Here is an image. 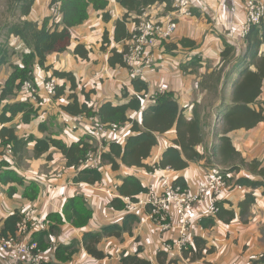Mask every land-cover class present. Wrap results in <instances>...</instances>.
Here are the masks:
<instances>
[{"label": "trees", "instance_id": "1", "mask_svg": "<svg viewBox=\"0 0 264 264\" xmlns=\"http://www.w3.org/2000/svg\"><path fill=\"white\" fill-rule=\"evenodd\" d=\"M12 8L18 10V19L7 25L6 37H15L22 44L23 49L19 53V61L11 63L12 70L4 83H0V183L7 186V194L13 197L19 188L23 189L24 198L35 201L41 192V183L36 178H27L20 172L21 164L29 154V146L33 143L32 158H40L46 155L48 160L53 159L52 149L60 151L66 159V165L78 170L73 178L76 183L86 182L99 184L103 180L101 169L84 167L83 162L90 150H96L93 138L88 134L70 143L57 137L56 133L48 132V127L43 121L39 124L42 132H47L39 137L34 133L19 134L20 124H29L38 117L43 98L40 96L38 103L30 97L21 96V87L25 81H32L34 86L38 68L50 72L48 77L58 80L56 93L52 97L60 100L63 96L67 102L61 103L60 108L70 115H85L97 117L103 123H131V134L124 142L113 140L100 152L102 164L110 165L113 170H120L122 165L127 167H141L149 172L158 168H171L183 170L190 166L191 162L205 161V164L216 162L220 168L214 172H222L228 182L234 187L244 188L243 199L235 206L230 199H222L216 215H208L200 219L204 228H211L217 223L231 224L234 221H249V214L256 203L255 190L263 188L264 193V164L257 158L247 159L234 145L230 133L239 129H252L264 122V15L259 23H254L244 37V49L236 70L237 77L233 79L230 101H227L226 88L228 81L222 80L219 104L220 109L216 113V120L221 123L220 128L214 132L215 142L209 153L200 149L205 140V121L197 107L193 108L191 116L186 114V108L182 107L174 91L157 93L153 99L144 105L145 94L149 92V83L138 74L133 73L124 61L125 50L113 44L125 42L131 38L133 22H138L144 12L155 5H163L164 13L174 9L175 0H116L125 10L121 17L115 20L113 30H105L102 35L101 50L110 55L108 64L111 68L127 69L133 92L128 86H123L122 103L112 101L103 102L98 107L91 105L92 93L95 89L87 91L77 81L72 71H63L53 68L48 64V56L52 53H62L71 49L79 59L89 60L91 49L84 43L74 44L72 28L83 24L90 18L91 10L102 13V18L108 22L112 14L107 9L110 0H60L61 20L57 21L51 16H46L41 21L29 18L36 0H10ZM242 1V8L243 2ZM193 14L200 13L193 10ZM150 16V15H149ZM162 49L169 51L178 50L180 47L195 48L197 42L184 37L175 42L164 41ZM221 56L222 61L229 58L235 51V45L227 41L224 44ZM16 53V51H13ZM197 59V60H196ZM198 57H194L182 69L199 72ZM9 63V50L0 47V65ZM223 63V65H225ZM221 67H224V66ZM158 66V62H157ZM156 66V67H157ZM221 69V68H220ZM82 87V88H81ZM81 88L78 92L77 90ZM84 98V99H82ZM141 114V119L134 118L130 112ZM19 118V123L14 121ZM175 129L176 139L174 144L164 150L158 163L146 162L153 149L158 144L159 134ZM105 146L106 143H103ZM10 147V155L5 149ZM228 171L225 173L221 169ZM224 169V170H225ZM229 174V175H226ZM177 184L187 186L183 177H178ZM149 188L143 184L135 174H127L122 178L118 187L119 196L109 198L107 205L111 210L125 211L121 222H113L102 225L99 230H84L82 238L67 244L53 245L50 234L60 230L61 225L67 221L77 228H85L95 218V210L92 209L84 196H71L64 205L63 213L49 212L45 217L49 224L46 230L37 229L31 232L30 237L37 242L43 250L55 249V260H48L45 264H61L68 261L82 247L94 259L110 257L100 248V243L106 237L123 238L125 234H133L134 227L141 221L138 213L128 212L127 201L139 200L141 192ZM23 218L21 210H16L0 223V236L7 238L16 236L20 222ZM32 228V225H30ZM194 242L188 247L182 248L185 258L195 262L203 259L207 253L216 250L215 246H208V241L201 235H194ZM139 241V237H136ZM79 246V247H78ZM142 250L141 244L137 246L135 253H129L122 257L124 264H178V259L172 258L165 250L157 254V261L139 256ZM264 264V253L254 260ZM212 264V263H206Z\"/></svg>", "mask_w": 264, "mask_h": 264}, {"label": "crops", "instance_id": "2", "mask_svg": "<svg viewBox=\"0 0 264 264\" xmlns=\"http://www.w3.org/2000/svg\"><path fill=\"white\" fill-rule=\"evenodd\" d=\"M51 1L36 0L29 18L41 21L44 17L51 16L53 19L60 21L61 14L57 17L52 16L50 10ZM195 2L196 7L194 10L198 11L200 16L194 15L193 17L183 18L173 40L178 42L182 38L187 37L195 40L197 46L195 48L180 47L174 51L161 49L158 52V66L155 70H148L144 76L149 83V96H146L144 99L145 106L149 104L153 99L152 97L157 93L166 90L174 91L181 106L186 108V114L191 116L194 106L190 105L194 92H196L197 99L200 97V92L201 94L204 93L201 90L202 87L200 92H198V88L200 87L199 82L202 80L201 72L210 73L213 68L220 69L224 63L221 56L225 48L224 38H226L225 40L228 43L234 45L239 41V51L245 48L244 46L241 47L244 37L238 32V24L244 19L241 0H228L229 6L226 4V0H195ZM36 3H38L37 9H35ZM107 9L112 14L110 21L106 22L102 16L98 17L100 12L91 10L90 18L86 22L72 28L74 44L84 43L92 50L89 60L77 58L71 49L62 53H52L48 56V64L53 65V68L72 71L77 81L87 91L95 89V92L92 93V101L90 102L95 107H98L106 101H112L115 104L124 102L125 100L122 97L124 85L128 86L133 92L127 69L119 67L111 68L108 64L109 50L107 52L101 50L104 26L107 25V28H110L109 30L112 32L115 20L121 17L125 10L116 0H110ZM147 13L157 19L163 18L166 15L163 5H155L151 9H148ZM93 18H95L96 22L90 24L94 20ZM211 21L214 22V26L217 29H222L224 37L216 34ZM94 25L100 28V30H97V38L88 36V33L92 31ZM92 40L94 41L93 44L87 45L86 42H92ZM113 46L122 48L121 46L123 44L117 43L113 44ZM194 57H198L199 59L198 63L200 66L195 67L199 72H192V67H189L188 70L182 69V65L189 64ZM49 73L41 68L35 70V82H37L36 84L39 87H36L38 90H43V83ZM233 79L235 80V78ZM222 80H224V77ZM232 86V81L228 82L226 88L227 101H230ZM81 88L77 91L79 92ZM41 95L43 102L38 117L29 124L21 123L18 127L19 134L34 133L39 137L44 136L47 132H42L39 129V124L43 121L48 127V132L56 133L57 137L63 138L68 143L91 133L92 120L90 117L81 114L72 116L61 108L58 111H60L59 116H61L60 118L64 123L63 129L60 131L52 130V123L47 121V108L48 106L54 108L55 105H59L60 107V104L66 103L67 99L63 96L60 100H54L48 98L43 93ZM130 115L134 118L141 119V114L139 113L131 111ZM68 116L72 117L69 123L65 122ZM14 122L19 123V118ZM130 128L131 123H125L117 134L107 133L101 139L94 138V145L99 148L103 143L108 144L113 140L124 142L131 134ZM230 136L232 137L234 145L242 152L244 157L247 159L257 158L264 164V122L252 129L235 130L230 133ZM175 139V129L159 134L158 144L153 149L151 156L146 159V162L152 165L158 163L164 150L173 145ZM207 140L209 145L207 151L209 152L215 142V136H208ZM32 147L33 143L29 146L31 148L30 150H32ZM199 147L202 149L203 144ZM52 151V160H48L46 158L47 156L44 155L37 158V161L34 159L32 161L28 160L30 164L27 168H19L20 172L27 178L34 177L41 183V192L35 201L24 198L22 188H19L18 193L13 197H9L1 189L4 188V190H7V186L0 183V223L16 210L22 211L29 207L34 208L35 217L39 214L46 217L49 212H60L64 214V205L71 196H84L89 206L95 210V218L92 223L88 224L85 228H77L71 222L65 221L59 231L57 230V232L50 234V241L53 245L67 244L75 239L79 241L82 238L84 230H99L102 225L121 222L126 212L111 210L107 202L109 198L115 197L112 193L120 195L118 187L122 182V178L127 174H135L145 186L157 191L162 190L161 177L168 175L171 177L173 183H175L178 177H183L187 182V186L195 190L210 173L218 170L217 167L209 166L208 163L206 165L205 161L191 162L190 166L183 170L157 169L154 172H149L141 167H127L125 165H122L120 170H113L110 165L102 164L100 158L101 166L99 169L103 173L102 182L99 184L86 182L76 183L73 181V178L77 175L78 170L66 165V159L60 151L54 148ZM213 163L217 164L215 162ZM41 164L51 166V168L52 166L55 167L54 177L48 181L46 180V183H44L43 173H41L39 168H36L40 167ZM107 190H110L112 193H108ZM255 193L256 203L250 211L251 215H249V221L247 223H244L240 219L231 224L217 223L211 228H204L200 223V219L211 215L208 211V202H200L196 206L195 211L191 213L194 219L191 228L192 243L194 242V235H201L208 241V246H215L216 250L212 253H207L203 259L195 262L190 261L189 258H185L182 250L178 247L166 249L164 246V240L175 238L176 231L165 233L154 224L146 209H138L137 211L131 209L126 211L138 213L141 219L134 227L133 234H125L121 239L106 237L100 243V248L106 253H110V257L94 259L84 248L78 246L80 249L72 258L61 264H124L122 257L129 253H135L139 244L142 246L139 256L150 259L153 262L157 261V254L160 250H165L172 258L178 259V264H206L208 262L212 264H245L249 260H256L264 253V239H262L264 238V230H262V225L258 226V223L264 221L263 188L256 189ZM243 197L244 188L234 187L228 182L223 199H230L236 206ZM136 237H139L140 240L137 241ZM54 252V248L46 250L43 256L47 258L49 256V258L54 260L55 258L52 257L55 254ZM0 264H12L10 257L4 251H0Z\"/></svg>", "mask_w": 264, "mask_h": 264}, {"label": "built area", "instance_id": "3", "mask_svg": "<svg viewBox=\"0 0 264 264\" xmlns=\"http://www.w3.org/2000/svg\"><path fill=\"white\" fill-rule=\"evenodd\" d=\"M195 7V0H175L174 9L166 13L163 18L157 19L144 12L138 22H133L130 28L131 38L121 42L123 44L121 46L122 50L127 45L124 61L129 69L143 77L148 70H155L158 62V52L162 49V44L164 41H171L174 38L183 18L194 16L193 10ZM50 10L52 16L57 17L60 14V0H52ZM243 12L244 19L238 24V30L239 34L245 37L251 26L261 21L264 15V0H244ZM57 83V78H47L41 91L34 86L32 81L27 80L21 87V96L30 97L35 103H38L42 93L48 98H52L56 93ZM145 96L149 95L145 94ZM70 119L72 117L68 116L65 122L69 123ZM90 119L92 120V128L89 135L93 139H101L107 133L117 134L124 125L120 123H103L94 116ZM106 147L107 144L105 146L102 144L98 150H90L83 166L99 168L101 166L100 152ZM8 152H10V147H8ZM164 170L173 169L165 168ZM160 182L162 183L161 191L149 188L148 191L139 194L138 201L133 202L129 197H124L127 201V209L135 211L146 209L159 229L165 233L176 231V237L164 240V246L166 249L178 247L182 250L183 247L192 244L193 240L191 228L194 219L191 213L195 211L200 202L207 201L208 211L211 215H216L224 191L228 186V180L222 172H213L195 190L190 186L173 183L168 175L161 177ZM107 191L108 193L111 192L110 190ZM112 194L119 196L117 193ZM22 213L23 218L17 235L7 238L0 236V251L8 254L12 264H45L52 258L43 256L46 250L40 249L37 242L30 237V234L37 229H48L49 224L42 214L35 217L34 208L32 207L23 209ZM30 225H32V228ZM20 232L25 233L22 239L18 238ZM52 257L55 258V254ZM245 264L259 263L247 261Z\"/></svg>", "mask_w": 264, "mask_h": 264}, {"label": "rangeland", "instance_id": "4", "mask_svg": "<svg viewBox=\"0 0 264 264\" xmlns=\"http://www.w3.org/2000/svg\"><path fill=\"white\" fill-rule=\"evenodd\" d=\"M39 1H43V0H39ZM37 4L38 3H36L35 5V9H37ZM226 4L229 6L228 0H226ZM100 16H102V13L98 15V17ZM17 19H18V10H15L14 8H12L11 1L10 0H0V47L3 46L9 50V63L0 65V83H4L5 80L8 78L12 70L11 63L19 61V53L23 49L22 44L15 37H11L9 39L6 37L7 25L13 21H16ZM93 19L94 20L90 22V24L96 22L95 18ZM211 24L214 26L213 21H211ZM107 27H108L107 25L104 26L105 28L104 31L110 29V28L108 29ZM214 27L213 29L214 31H216V34L220 37H224V33L222 29L221 28L217 29L216 27L215 28ZM97 30H100V28L94 25L92 28V31L88 33V36L92 38H97L98 37ZM225 39L226 38H224L223 40L224 44L226 42ZM93 42L94 41L92 40V42L87 41L86 43L87 45H92ZM239 44L240 43L238 41L235 44V51L233 52V54H231L229 58L225 59L226 60L224 63L225 65H223L224 67H221V69L213 68V70L210 73L209 72L204 73L203 71L201 72L202 80L199 82L200 87L198 88V92H200V89L202 87L201 90L204 93L201 94L200 92V97L198 99L196 97V92H194L193 94V98L191 100L190 106L197 107L198 111H200L201 115L204 118V121H205L204 130H205L206 140L208 136L213 137L214 136L213 133L215 132V130L217 128H220L221 123H218V121L216 120L217 119L216 113L220 109V106H217L219 102H221L219 101L220 96L221 94H224V92L221 89V83H223L222 78L224 77V80L231 82L233 81V78L237 77L236 70L240 67L239 62H240V59L243 53L242 52L243 49L242 51H239L240 49ZM242 46H244V42L241 44V47ZM262 49H264V44L262 46ZM13 51H16V53H14ZM222 102L226 103L228 101H222ZM59 108H60L59 105H55L54 108H51V106H48L47 108V121H49V123H52V126H53L52 130H56V131L62 130L64 126V123L62 122L60 118L61 116H59L60 115L59 114L60 111H58ZM208 146L209 145H208V140H207L203 143L204 149L202 147L205 153H209L207 151L209 149ZM98 149L99 148H97L96 150ZM5 152H7V154L9 153L8 155H10V152H8V148L5 149ZM31 153H32V150H29V154L25 156L27 159L24 160V162L21 164L22 168H27L29 166L30 162H28V160L32 161L34 159L35 161H37L36 160L37 158H32ZM217 164H214L213 161L208 163L209 166H215L217 168H220V164L219 163ZM36 168L37 169L39 168L41 173H43L42 175H44L43 176L44 183H46L48 180L54 177V172H55L54 166H52L51 168V166H46L45 164H41L40 167H36ZM224 169L225 168H222L221 170L226 173L228 170L227 169L224 170ZM226 175H229V174H226ZM1 189H3L2 191L7 194L4 188H1ZM249 215H251V213ZM260 225H262V230H264V221L261 223H258V226ZM24 234H25L24 232H20L18 235V238L22 239L24 237ZM249 261L255 262L254 259L249 260Z\"/></svg>", "mask_w": 264, "mask_h": 264}]
</instances>
